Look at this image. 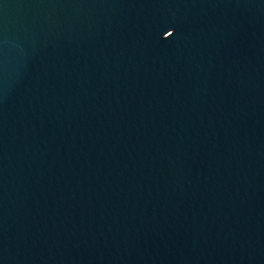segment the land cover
Instances as JSON below:
<instances>
[{
	"label": "water",
	"instance_id": "95a60500",
	"mask_svg": "<svg viewBox=\"0 0 264 264\" xmlns=\"http://www.w3.org/2000/svg\"><path fill=\"white\" fill-rule=\"evenodd\" d=\"M0 264H264V0H0Z\"/></svg>",
	"mask_w": 264,
	"mask_h": 264
}]
</instances>
